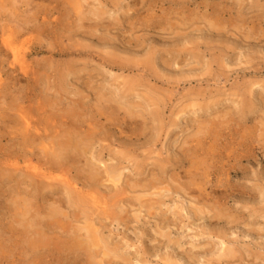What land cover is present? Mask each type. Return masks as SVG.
Returning <instances> with one entry per match:
<instances>
[{
    "label": "rangeland",
    "instance_id": "374dc122",
    "mask_svg": "<svg viewBox=\"0 0 264 264\" xmlns=\"http://www.w3.org/2000/svg\"><path fill=\"white\" fill-rule=\"evenodd\" d=\"M112 1L96 29L79 20L94 0H0V264H264V0ZM80 128L120 177L94 195L79 181L87 202L39 191L43 145ZM152 179L171 191L147 211L135 196ZM56 206L69 230L90 215L95 256L48 251L65 238L46 226ZM26 213L49 248L29 249Z\"/></svg>",
    "mask_w": 264,
    "mask_h": 264
},
{
    "label": "bare ground",
    "instance_id": "6f19581e",
    "mask_svg": "<svg viewBox=\"0 0 264 264\" xmlns=\"http://www.w3.org/2000/svg\"><path fill=\"white\" fill-rule=\"evenodd\" d=\"M94 1H97L96 2L97 4L92 3L93 6L92 5L90 6V9H89L87 14L84 13L83 10H80L82 14L79 17V20L84 21V19H90V18H88L89 14L90 15L93 14L96 17L95 18L96 21L91 23V25H89V24L88 25L96 28L99 25L103 26L102 16L104 14V12H103L104 10L100 8V6H102V5H100L101 4L100 0H99V2H98V0H94ZM85 2H87V1H85ZM81 26L84 27V25H82V24H81ZM96 29H98V28H96ZM86 30H88V29H86ZM91 33H95V32L93 31ZM76 52L78 53L79 51H76ZM130 90L132 91V89H130ZM127 92H128V94H130V91L127 90ZM154 100H155V98H154ZM154 105L155 104L153 103L152 106H154ZM150 114L152 115L153 123L157 122L156 128L159 130V132L157 133V135H158V134H160V131L161 130L163 131V129L165 128L164 124L162 125V122L164 120V116L161 113V110L159 107H157V109L151 111ZM131 115H135V114H131ZM126 119L127 118L125 117L124 120L126 121ZM23 128H24V135H26L30 132V129H32V126L29 123H27V126L23 127ZM152 129H153V127H152ZM80 130H81V132L78 131L79 136L77 138L70 136L64 141L54 142V146H52L50 148H47L46 145H43L44 149L46 148L53 157L49 161L45 162L48 165V167L45 168V172H43L41 175H39L41 177V179L37 180L35 176L32 177V175H34L35 173L30 175L32 184L37 185V189L39 191H41V192L44 191L46 194V190H49L51 192V194H57V195L59 194L60 195L58 198L59 200L62 198L61 195H63V192H64L66 194L67 201H71V202L74 200L75 201L76 200L85 201L84 197L85 196L87 197V195H84V192H82V190H79V188H78L79 186H77L79 184V181L82 183L83 189H86L85 191L88 190L89 192L88 191L87 192L89 194L91 193V195H94V193H96L98 191V189L100 188V186L102 185L104 176L106 177L105 179L108 181L116 180L118 177H120L121 172L119 171V168L117 166L120 164L119 162L116 165L109 166L107 163H103L102 165H98L93 161V159L97 160V157L95 156L94 150H93V149H95L94 145H95V142L97 140V138H95L96 132H94L92 130L90 132L88 131L87 133H82L83 130L81 128H80ZM143 131H145V129ZM54 138L55 137H53V139ZM101 138H100V140H101ZM103 138H104V136H103ZM149 140H150V137H149ZM30 141H33V140H30ZM26 142H28V141H26ZM48 142L51 143L52 141H48ZM98 142H99V140H98ZM100 146H101L100 152H102L108 148V147H105L106 145H104V144L103 145L101 144ZM204 147H205V145H204ZM89 150H91V156L90 157L92 159L88 158V156L86 157L87 152ZM203 150H204V148H203ZM83 157H85V159H84L85 164H83L81 166L79 164V162H80L81 158H83ZM127 158H129V157H128V154L126 153L124 156V160ZM100 163H102V162H100ZM73 165L75 166L74 169L77 170L76 174H78V176L76 178L68 176V174L71 173V168ZM84 165H86V167H84ZM31 166H34V168H36L35 165H30V168H32ZM140 166H141L140 164L136 165V167L139 169H140ZM56 172H58L60 175L59 181H61L63 183L62 185H60V183L54 181L55 179H58V177H54V173H56ZM139 173H142V172L139 171ZM158 180L159 179H152L149 182H147L145 185L142 184V190L143 191L148 190L149 192L148 193H140V194L135 196L136 200L141 202L140 205L147 208V211L156 207L155 206L156 203H158V205H160V202H161L160 199H162L165 196L164 195L165 193L168 194L171 191L170 188H166L165 190H156V189L153 190L155 188ZM117 190H118L117 193L115 192L116 194L113 197V200H114L113 203L111 204L110 201H108V202L110 203V207L117 206V207H121V209H123L122 205H119V203L121 202V199L118 198V196L120 194H122V190H121V188H119ZM155 196H157V198H155ZM94 197L95 196H93L92 198H94ZM52 198H54V196ZM144 198H148V200H144ZM54 200L56 202L57 197H55ZM93 200L95 201L96 199L94 198ZM85 202H87V201H85ZM106 206H107V204H106ZM50 212H51V214L49 216L51 218V222L50 221L47 222L48 224H46V226L48 227L49 231L56 234L57 238H59V236H60V239L65 237V238H63L64 240L62 239L60 243L57 241L59 244L58 243L55 244L54 248H49L47 245L49 238L44 236V235H46V229H45V225H44L45 223L43 222L44 220L36 221L35 220L36 218H34L32 216H31V219H29L30 216L28 213H26L23 216L28 215L29 217L27 219H26V217L21 219L22 223L23 222L27 223L25 225V229H24V231H25L24 234H26V236L29 233V229L30 228L32 229V227L35 228V226H37L39 223V225L37 226L38 228H36V230H33L34 233L32 232L33 234H35V237L34 238L30 237L29 240L25 239V242L26 241L29 242V243L26 242L29 245V249L34 251V249H38V247H43V248L47 247V248H49L48 251L51 249L52 250L56 249L58 251L67 252V254H73L74 257H76V258L80 257L81 253H84V255H87L88 258L93 257L97 254V251L102 247L100 244L101 237L98 233L99 230L95 227L96 223L95 222L90 223L88 221L91 218L90 215L86 217V220H85L86 224L84 226L78 225L76 227L77 231L75 233L73 232V234H74L73 235L72 230H74L76 228L73 226L74 229L72 228L71 230H69V227L68 228L65 227L67 225L64 224V222L62 221L60 208L58 206L53 207V208H51ZM102 212L105 216H112L113 218H114L113 214L118 215L117 213L110 211V209L109 210L105 209ZM218 215H219V213H218ZM30 225L32 227H30ZM28 226H29V228H28ZM258 228L263 230V227L262 228L258 227ZM83 230H85L87 233L85 238H83V234H85V233L82 234ZM58 231L60 233H57ZM45 238H48V239H45ZM27 244H25V245H27ZM103 247H104V243H103ZM104 255H107V251L105 248H104ZM90 264H92V263L90 262Z\"/></svg>",
    "mask_w": 264,
    "mask_h": 264
}]
</instances>
